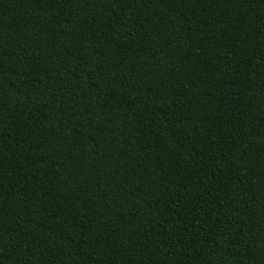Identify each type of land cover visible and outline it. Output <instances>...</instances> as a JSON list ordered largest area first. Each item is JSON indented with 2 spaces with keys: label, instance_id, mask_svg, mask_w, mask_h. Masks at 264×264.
I'll use <instances>...</instances> for the list:
<instances>
[{
  "label": "trees",
  "instance_id": "1",
  "mask_svg": "<svg viewBox=\"0 0 264 264\" xmlns=\"http://www.w3.org/2000/svg\"><path fill=\"white\" fill-rule=\"evenodd\" d=\"M0 264H264V0H0Z\"/></svg>",
  "mask_w": 264,
  "mask_h": 264
}]
</instances>
